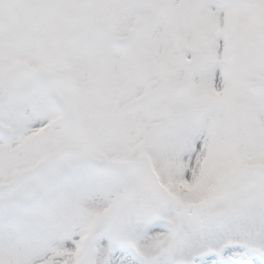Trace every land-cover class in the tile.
Segmentation results:
<instances>
[{
  "label": "snow or ice",
  "instance_id": "snow-or-ice-1",
  "mask_svg": "<svg viewBox=\"0 0 264 264\" xmlns=\"http://www.w3.org/2000/svg\"><path fill=\"white\" fill-rule=\"evenodd\" d=\"M0 264H264V0H0Z\"/></svg>",
  "mask_w": 264,
  "mask_h": 264
}]
</instances>
